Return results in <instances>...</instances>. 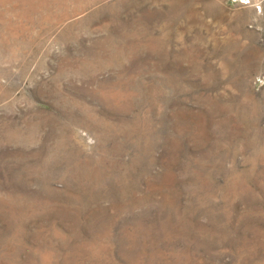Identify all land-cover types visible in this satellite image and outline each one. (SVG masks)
<instances>
[{
    "label": "rangeland",
    "instance_id": "rangeland-1",
    "mask_svg": "<svg viewBox=\"0 0 264 264\" xmlns=\"http://www.w3.org/2000/svg\"><path fill=\"white\" fill-rule=\"evenodd\" d=\"M0 264H264V0H0Z\"/></svg>",
    "mask_w": 264,
    "mask_h": 264
}]
</instances>
